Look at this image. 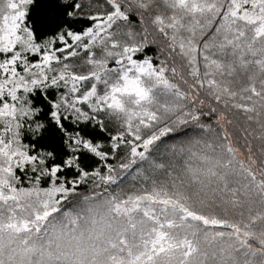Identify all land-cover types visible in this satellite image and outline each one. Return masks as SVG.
I'll return each mask as SVG.
<instances>
[{"label": "snow or ice", "instance_id": "1", "mask_svg": "<svg viewBox=\"0 0 264 264\" xmlns=\"http://www.w3.org/2000/svg\"><path fill=\"white\" fill-rule=\"evenodd\" d=\"M0 264H264V0H0Z\"/></svg>", "mask_w": 264, "mask_h": 264}]
</instances>
